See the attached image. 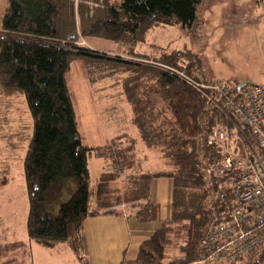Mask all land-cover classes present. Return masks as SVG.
Masks as SVG:
<instances>
[{
	"label": "trees",
	"instance_id": "1",
	"mask_svg": "<svg viewBox=\"0 0 264 264\" xmlns=\"http://www.w3.org/2000/svg\"><path fill=\"white\" fill-rule=\"evenodd\" d=\"M198 3L6 0L0 26V94L22 93L32 121L23 159L30 241L43 247L67 244L81 264H88L83 220L106 214L119 216L122 211L138 222L158 220L159 205L150 195L152 180L169 177L170 218L161 221L160 227L139 245L136 258L124 264L202 263L204 235L226 222L238 204V187H222L221 180L207 172L210 163L220 164L225 152L208 144L206 138L214 127L225 126L231 131V122L237 120L216 93L194 86L169 68L190 74L191 67L197 65L203 82L216 80L205 75L199 57L190 49L155 44L157 56L136 50L137 44L145 43L157 27L178 26L189 31ZM86 36L123 44L132 57L93 49L81 43ZM72 59L81 60L90 85L104 82L121 86L119 93L131 107V122L146 146L160 148L163 169L134 170L137 141L127 133L102 145L82 143L66 88ZM181 59L188 61V67L178 66ZM237 123L254 146L252 131ZM90 156L108 160L110 169L90 179ZM66 178L76 180L75 190L55 213L46 211L45 206L59 196ZM25 252L23 241H0V264H24ZM263 260L264 245L234 262L216 263L263 264Z\"/></svg>",
	"mask_w": 264,
	"mask_h": 264
},
{
	"label": "rangeland",
	"instance_id": "2",
	"mask_svg": "<svg viewBox=\"0 0 264 264\" xmlns=\"http://www.w3.org/2000/svg\"><path fill=\"white\" fill-rule=\"evenodd\" d=\"M86 40L101 51L112 52L119 47L106 39L86 36ZM155 44L169 49H190L199 57L205 75L226 85L255 83L264 86V0H199L191 29L157 27L149 34L143 48ZM148 54L157 56L155 48ZM122 55L127 59L132 57L126 52ZM117 85L104 82L90 85L81 60H71L66 88L82 143L101 145L120 133H127L137 141L136 164L141 162L145 168H149L148 163L160 167L163 160L160 148L148 147L141 139L138 128L130 121V104L125 96H120L121 89ZM31 131L32 121L24 95L0 94V228H6L5 240L11 237L27 240L28 195L23 159ZM87 165L90 179H94L99 172L109 168L110 162L90 156ZM75 188L74 178L64 179L59 196L45 206L46 211L55 213ZM34 245L30 244L31 247ZM61 246L63 249L58 253L54 251L56 264H72L73 260V264H81L66 244ZM35 248L41 247L36 245ZM59 254L62 258H57Z\"/></svg>",
	"mask_w": 264,
	"mask_h": 264
},
{
	"label": "built area",
	"instance_id": "3",
	"mask_svg": "<svg viewBox=\"0 0 264 264\" xmlns=\"http://www.w3.org/2000/svg\"><path fill=\"white\" fill-rule=\"evenodd\" d=\"M178 66L188 67V61L181 59ZM169 68L194 86L216 93L231 116L252 131L251 139L256 142L251 145L234 120L231 131L225 126L214 127L206 138L208 144L225 152L220 164L210 163L207 172L220 179L222 187H238V204L226 222L204 235L200 262H234L264 245V86L238 84L232 88L217 80L206 83L197 65L191 67L190 74Z\"/></svg>",
	"mask_w": 264,
	"mask_h": 264
},
{
	"label": "crops",
	"instance_id": "4",
	"mask_svg": "<svg viewBox=\"0 0 264 264\" xmlns=\"http://www.w3.org/2000/svg\"><path fill=\"white\" fill-rule=\"evenodd\" d=\"M5 7L6 0H0V26ZM81 43L87 44L93 49H98L90 45L86 38L81 39ZM144 44L145 43L139 44L136 47V50L141 53L148 54L153 48V45L144 49ZM125 50V46L123 44H119L118 50H114V52L122 55V53H125ZM120 89L122 91L121 86ZM120 96L123 97L124 95L120 94ZM148 165L149 168H145L140 162L135 165L134 170L137 172L158 171L164 168V161H161L160 167H154L151 163H148ZM109 169L110 165L107 170ZM150 195L151 199L159 205L158 220L138 222L134 218L125 217L124 211L119 216L106 214L86 217L83 220L82 230L89 258L88 264H124L125 262L133 261L136 258L139 245L148 239L151 234L160 227L161 221L168 220L171 216L172 179L169 177L154 178L151 184ZM5 230L6 228H0V241L5 242L20 240L26 243V252L23 257L24 264H56V261H54V251L55 253H58L59 249H63L61 246L62 243L53 247H43L33 241H30L28 236L27 240L26 238L15 239L14 237H11L9 240H5V236L7 234L5 233ZM1 232H4V234L2 235ZM31 243H34L41 248H35L36 245H34L35 247H31ZM55 257H57V255ZM59 257L62 258L60 254L57 258ZM73 263L74 260L72 261V264Z\"/></svg>",
	"mask_w": 264,
	"mask_h": 264
}]
</instances>
